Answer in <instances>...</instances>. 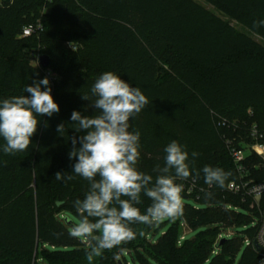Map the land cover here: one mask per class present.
<instances>
[{
	"label": "trees",
	"instance_id": "1",
	"mask_svg": "<svg viewBox=\"0 0 264 264\" xmlns=\"http://www.w3.org/2000/svg\"><path fill=\"white\" fill-rule=\"evenodd\" d=\"M201 1L228 18L197 0H0V102L30 95L24 88L51 70V95L60 107L40 117L28 150L5 154L0 137V264H88V242L70 231L79 219L74 202L90 184L55 175H74L69 138L81 133L70 117L74 110L95 114L82 95L91 96L95 80L108 71L140 87L149 101L129 121V131L140 133L138 170L155 179L153 169L164 166V149L175 140L189 154L192 175L177 181L187 201L183 216L157 243L148 240L157 224L132 225L134 240L104 250L92 264H128L126 251L139 255L141 264H234L245 240L256 239L259 211L228 190L239 176L226 143L251 142L249 128L264 118V25L257 26L264 21V0ZM38 20L43 30L21 38L23 28ZM42 55L50 58L46 69ZM61 123L64 136L57 132ZM193 152L199 155L193 158ZM248 161L250 179L264 183V160L253 155ZM206 165L231 173L224 188L205 183ZM141 200L143 213L151 200L143 194ZM254 222L244 237L227 234L217 244L221 230ZM183 224L198 232L179 244ZM257 260L246 246L239 264Z\"/></svg>",
	"mask_w": 264,
	"mask_h": 264
},
{
	"label": "clouds",
	"instance_id": "2",
	"mask_svg": "<svg viewBox=\"0 0 264 264\" xmlns=\"http://www.w3.org/2000/svg\"><path fill=\"white\" fill-rule=\"evenodd\" d=\"M260 25L264 21L257 26ZM23 91L30 95L13 96L0 102V137L6 142L5 154L28 150L40 117H51L60 111L47 77L33 81ZM90 92L91 96L82 95V99L91 102L89 107L97 110L95 114L82 115L74 110L70 117L73 130L81 133L69 138L72 148L68 156L76 160L71 171L74 175H65L67 172L55 175L65 182L79 176L90 184L85 197L74 202L79 219L70 231L73 238L88 242V264L104 250L134 240L137 232L132 225L152 226L183 216L184 185L177 181L192 175L189 154L175 140L164 149V166L153 169L157 173L155 179L138 170L140 133L129 131V121L149 103L140 87H132L108 71L95 80ZM57 132L64 136L65 123L57 126ZM191 155L195 158L199 154ZM202 171L207 185L220 188H224L231 175L208 165ZM141 194L151 200L143 213L137 206L142 203ZM205 195L211 197L212 193ZM139 235L143 236L144 232L140 231Z\"/></svg>",
	"mask_w": 264,
	"mask_h": 264
},
{
	"label": "built area",
	"instance_id": "3",
	"mask_svg": "<svg viewBox=\"0 0 264 264\" xmlns=\"http://www.w3.org/2000/svg\"><path fill=\"white\" fill-rule=\"evenodd\" d=\"M43 30V24L40 20L35 23L29 24L24 27L22 30L21 38L32 37L35 34H39ZM50 81V87L54 86V79L52 74L49 71H46V75ZM221 124V123H220ZM222 125H225L222 122ZM248 137L252 140L251 142H246V140H242L238 142V145L235 146L231 142L227 141V148L230 152L231 158L233 160L235 170L238 173L239 179L238 181L231 182L228 185V190L235 195H240L244 201H250V208L254 209L255 206L258 207L259 211V221H258V231L256 235V239L253 242L249 240H245V244L247 246H251L252 249L257 253L258 260L254 264H264V207H260V200L264 195V183H256L252 179H250V170L248 168V160L251 156L256 155L260 159L264 160V131L259 130L256 125H253L248 130ZM195 186L191 184L186 193L192 194ZM183 229L186 231V225L183 224ZM182 233L180 237V242H183L186 238V232ZM231 235V234H228ZM224 238L222 235L219 236L217 244L220 239ZM255 242L261 247V250L258 251L255 247ZM213 254H218V248L215 249Z\"/></svg>",
	"mask_w": 264,
	"mask_h": 264
},
{
	"label": "rangeland",
	"instance_id": "4",
	"mask_svg": "<svg viewBox=\"0 0 264 264\" xmlns=\"http://www.w3.org/2000/svg\"><path fill=\"white\" fill-rule=\"evenodd\" d=\"M201 3H203L201 0H197ZM208 9H210L211 11L221 15V16H224L226 18H228L227 15H225V13L223 12L222 9L220 8H216V7H213V6H210V5H206L205 3H203ZM234 24L236 25V23L234 22ZM237 28H239L240 30H242V28L240 26H236ZM260 43L262 45H264V41H261L259 40ZM41 54H45V53H41ZM49 71L52 76H54L55 74L51 71V70H47ZM251 111H249L250 113ZM257 124H259L260 126H264V118H261L259 121L256 122ZM255 124V125H257ZM187 201L186 200H183V204L186 203ZM255 211H258V207L255 206L254 208ZM175 220H165L159 224H157L154 229L152 230V232L150 233L149 235V238L148 240L151 242V243H157L158 242V239L160 237H162L166 232L169 231V229L172 227L173 225V222H175ZM255 225V222L254 223H250L248 224L245 228L244 227H237V228H233V229H229V230H221V235L223 237H225L227 234H231L233 235L234 237H244V231H246L247 229L253 227ZM184 231L185 229L182 230V233L184 234ZM186 237L187 239H192L198 231H190L188 229V227H186ZM246 244L244 243V245L242 246V248L240 249V251L237 253L236 257H235V262L234 264H239L241 261H242V258H243V254H244V251L246 249ZM123 257L125 258L126 262L128 264H141V260H140V256L139 255H136V253H132V254H129L128 251L124 252L123 254ZM134 258V260H133ZM152 264H156L155 262H152Z\"/></svg>",
	"mask_w": 264,
	"mask_h": 264
},
{
	"label": "water",
	"instance_id": "5",
	"mask_svg": "<svg viewBox=\"0 0 264 264\" xmlns=\"http://www.w3.org/2000/svg\"><path fill=\"white\" fill-rule=\"evenodd\" d=\"M3 1V0H1ZM7 2H11V0H6ZM50 64V58L46 55H42L40 57V66L43 68V69H46ZM227 239L226 238H222L221 242H220V246L226 241ZM255 244V247L258 251L261 250V247L258 245L257 242L254 243ZM117 264H123V262L121 260L118 261Z\"/></svg>",
	"mask_w": 264,
	"mask_h": 264
}]
</instances>
